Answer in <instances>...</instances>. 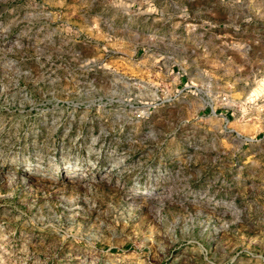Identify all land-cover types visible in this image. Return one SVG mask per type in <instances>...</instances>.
I'll list each match as a JSON object with an SVG mask.
<instances>
[{
  "label": "rangeland",
  "instance_id": "obj_1",
  "mask_svg": "<svg viewBox=\"0 0 264 264\" xmlns=\"http://www.w3.org/2000/svg\"><path fill=\"white\" fill-rule=\"evenodd\" d=\"M0 264H264V0H0Z\"/></svg>",
  "mask_w": 264,
  "mask_h": 264
},
{
  "label": "trees",
  "instance_id": "obj_2",
  "mask_svg": "<svg viewBox=\"0 0 264 264\" xmlns=\"http://www.w3.org/2000/svg\"><path fill=\"white\" fill-rule=\"evenodd\" d=\"M112 252H114V253H117V251H116V250H113Z\"/></svg>",
  "mask_w": 264,
  "mask_h": 264
}]
</instances>
